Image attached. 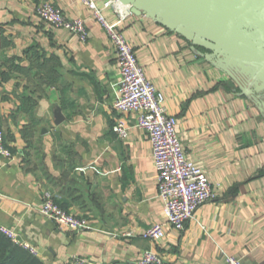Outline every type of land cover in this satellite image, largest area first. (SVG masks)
Wrapping results in <instances>:
<instances>
[{
    "label": "crops",
    "instance_id": "1",
    "mask_svg": "<svg viewBox=\"0 0 264 264\" xmlns=\"http://www.w3.org/2000/svg\"><path fill=\"white\" fill-rule=\"evenodd\" d=\"M46 1L85 21L87 42L47 26L36 14ZM96 1L116 22L118 14L104 8L107 0ZM116 2L126 16L128 6ZM121 28L216 198L183 232L166 223L138 115H125L127 139L112 130L119 66L87 7L78 0H0V139L13 155L0 157V224L36 247L44 264H71L76 256L139 264L154 248L163 264H225L227 257L264 264V76L210 58L149 17L131 14ZM46 191L91 229L70 232L44 217ZM154 224L165 225L160 246L144 238Z\"/></svg>",
    "mask_w": 264,
    "mask_h": 264
},
{
    "label": "built area",
    "instance_id": "2",
    "mask_svg": "<svg viewBox=\"0 0 264 264\" xmlns=\"http://www.w3.org/2000/svg\"><path fill=\"white\" fill-rule=\"evenodd\" d=\"M87 7L93 18L104 29L112 43L120 71L118 95L113 108L119 117L113 125L117 138L125 140L129 136L130 127L125 115H138V127L145 131L152 149V158L157 170L158 192L164 202L166 223L178 232H183L197 211L206 203L212 202L215 190L202 168L195 165L188 157L178 133V120L167 114L165 97L157 90L140 66L137 53L127 41L121 28V21L127 15L117 9L116 0H107L105 9H112L118 14L116 22H111L102 13L96 0H78ZM37 16L50 28L66 30L77 36L82 42L89 39V31L84 20L71 19L51 2H42L36 8ZM0 157L12 159L13 155L0 139ZM40 213L60 227L70 232L91 229L86 218L77 217L64 210L54 199L52 193H43ZM0 234L8 238L15 246L41 257L40 251L25 241L17 230L0 224ZM166 237L165 225L154 224L144 234V238L155 246L161 245ZM71 264H101L88 258L76 256ZM139 264H163L161 254L155 249L145 250ZM225 264H242L235 257H227Z\"/></svg>",
    "mask_w": 264,
    "mask_h": 264
},
{
    "label": "water",
    "instance_id": "3",
    "mask_svg": "<svg viewBox=\"0 0 264 264\" xmlns=\"http://www.w3.org/2000/svg\"><path fill=\"white\" fill-rule=\"evenodd\" d=\"M123 3L131 14L156 20L210 52V58L217 57L264 76V0H123ZM242 27L253 32L246 33ZM63 120L58 109L55 123L60 125Z\"/></svg>",
    "mask_w": 264,
    "mask_h": 264
},
{
    "label": "trees",
    "instance_id": "4",
    "mask_svg": "<svg viewBox=\"0 0 264 264\" xmlns=\"http://www.w3.org/2000/svg\"><path fill=\"white\" fill-rule=\"evenodd\" d=\"M0 264H44V262L39 257L15 246L8 238L0 234Z\"/></svg>",
    "mask_w": 264,
    "mask_h": 264
},
{
    "label": "rangeland",
    "instance_id": "5",
    "mask_svg": "<svg viewBox=\"0 0 264 264\" xmlns=\"http://www.w3.org/2000/svg\"><path fill=\"white\" fill-rule=\"evenodd\" d=\"M241 29H242L244 32H246V33L253 32L252 29H249V30H248V29H246L245 27H242ZM256 37H257V36H256ZM256 37H254V38H256ZM256 40H257V39H256ZM7 149H8V148H7Z\"/></svg>",
    "mask_w": 264,
    "mask_h": 264
}]
</instances>
